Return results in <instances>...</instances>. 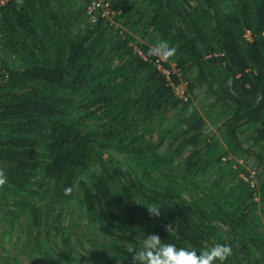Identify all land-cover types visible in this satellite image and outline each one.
Returning a JSON list of instances; mask_svg holds the SVG:
<instances>
[{
    "label": "trees",
    "instance_id": "1",
    "mask_svg": "<svg viewBox=\"0 0 264 264\" xmlns=\"http://www.w3.org/2000/svg\"><path fill=\"white\" fill-rule=\"evenodd\" d=\"M88 1L78 3L84 20ZM111 1L151 43L104 18L74 31L75 0L1 6V200L14 191L3 209L29 233L45 222L61 231L60 254L71 264H132L127 248L152 233L197 252L228 244L225 264H264V101L255 102L264 94V0ZM160 40L176 48L163 63H176L181 75L172 71L171 80L187 79L192 98L177 95L148 54ZM201 91L222 134L213 141L193 100ZM229 152L254 159V186L231 163L221 168ZM74 198L89 226L75 238L56 222Z\"/></svg>",
    "mask_w": 264,
    "mask_h": 264
},
{
    "label": "rangeland",
    "instance_id": "2",
    "mask_svg": "<svg viewBox=\"0 0 264 264\" xmlns=\"http://www.w3.org/2000/svg\"><path fill=\"white\" fill-rule=\"evenodd\" d=\"M82 0H78L76 2L75 0V12L78 17V13L80 15H83V12H78L77 9L78 3L81 4ZM142 2V3H141ZM87 3V2H86ZM143 1L140 0L138 1L137 6L142 7ZM86 6V4L84 3ZM116 8V7H115ZM85 11V10H84ZM85 13V12H84ZM118 14V13H117ZM115 14V15H117ZM125 18V16H124ZM79 20H77L78 24L77 26H73L74 31H78L81 26H84L85 22L89 21L88 18L86 20L82 19V17H78ZM111 23H114L115 25L121 27V32L124 31L130 32L135 40L133 41H143V42H150V32L149 30H145V28H142V25L137 26L135 28H132L133 22H131L129 25H125L123 19H118L116 16H114L113 20ZM57 34H55L56 36ZM164 65V63H163ZM172 69L173 71L179 72L181 75V70L176 66V63L174 61H171ZM195 72L191 71L190 75L191 78L194 77ZM178 87L185 88L188 98H192V93L191 91H188V80L187 79H182L181 82L178 84ZM203 91L200 92V96L198 98L193 99L194 103L201 109L203 114L206 117V120L208 122V126L210 127L209 131V136L207 137L208 141H213L216 137L221 136V132L218 128L217 125H215L212 122V117L214 116V113H208L206 108V102L199 103V99L202 95ZM177 94V93H176ZM178 95V94H177ZM187 98V99H188ZM194 98V97H193ZM185 99V100H187ZM210 111V110H209ZM156 121V120H155ZM169 122V119L164 121V124H167ZM155 137H157L155 135ZM170 141V138H167L166 142L164 145H162L160 152H164L166 149V144ZM210 149V148H209ZM188 150L184 151L183 156L185 157L187 154ZM181 158V157H180ZM230 161V162H228ZM228 163H231L233 167H238V169H241L239 171V176L242 177L244 180L251 181L252 179L254 181H257V176H256V167H255V162L253 158H249L248 160L244 155H238L234 152H229L227 154H224L222 156V161L220 163L221 168L223 169L224 167L228 166ZM243 167L245 170H243ZM249 171V172H246ZM159 178H163V174H159ZM251 183V182H250ZM16 195L15 197H17ZM4 199L1 200L0 198V264H71L70 260L68 257L61 255L60 254V248L63 246V241H62V232H58V234H53L55 232V229L53 225H47L45 222L41 228H34L32 233H29L25 226L20 228L21 226H14V212L12 210H4V207L12 208L13 206V199H14V191H11L7 195H3ZM256 199H259V194L257 190V194L255 196ZM44 196H41L38 200L37 203L44 204L45 203ZM77 199L74 198L71 200V205L69 204V214H63L61 219H57V223H61V227H65L69 229V231L73 234L72 237H76V233H80L83 229H88L89 226L85 227L82 222L84 223L86 221L85 218L79 217V210H78V202H76ZM2 202V203H1ZM11 204V205H10ZM68 210V209H67ZM52 215V213H51ZM51 215L48 216L51 218ZM13 221H12V219ZM53 218V216H52ZM19 218L17 219V221ZM78 223V224H77ZM73 224V225H72ZM24 225V222H23ZM50 231L51 233L47 234V231ZM38 237H37V236ZM29 237V240L32 242V244L29 245V250L30 252L25 248V243L27 238ZM42 239V244L43 246L39 245L40 241ZM30 242V243H31ZM46 242V243H45ZM54 247V248H53ZM57 251V252H54ZM78 257H81V254L79 253ZM80 259V258H79ZM77 259H74L76 261ZM78 261V260H77ZM10 262V263H9Z\"/></svg>",
    "mask_w": 264,
    "mask_h": 264
},
{
    "label": "clouds",
    "instance_id": "3",
    "mask_svg": "<svg viewBox=\"0 0 264 264\" xmlns=\"http://www.w3.org/2000/svg\"><path fill=\"white\" fill-rule=\"evenodd\" d=\"M16 3L19 8L23 0H16ZM176 53V48L170 46L166 40H160L148 52L150 56H155L164 61L173 58ZM233 94L235 93L233 92ZM261 101H264V94L257 93L256 104ZM6 183L5 171L0 168V188H3ZM71 191V188L65 189V194L70 195ZM146 208L152 217L161 215V208L156 205H148ZM165 230L170 234L172 225H165ZM127 252L132 258V264H225V261L233 255V249L228 244L215 243L212 247L197 252L195 249L177 247L173 243H164L161 237L155 233L142 236L141 247L137 249L129 246Z\"/></svg>",
    "mask_w": 264,
    "mask_h": 264
},
{
    "label": "built area",
    "instance_id": "4",
    "mask_svg": "<svg viewBox=\"0 0 264 264\" xmlns=\"http://www.w3.org/2000/svg\"><path fill=\"white\" fill-rule=\"evenodd\" d=\"M7 1L9 0H0V8ZM120 11L121 9H117L114 7L111 0H89L85 6V13L87 15L89 22L91 23H96L100 18H104L112 22L115 14L119 13ZM245 36L248 39H251L252 38L251 31L247 30L245 33ZM139 52L141 51L139 50ZM155 63L166 74L167 79L170 80L171 84L174 86L175 92L180 97L187 99L188 95H187L186 89L185 88L181 89L180 87H178V84H174V82H172L171 80V72L173 71V69L163 65V60L158 59L157 57L155 59ZM250 182L252 186L256 184V181H254L253 179Z\"/></svg>",
    "mask_w": 264,
    "mask_h": 264
}]
</instances>
